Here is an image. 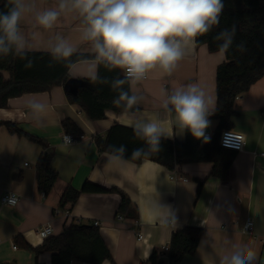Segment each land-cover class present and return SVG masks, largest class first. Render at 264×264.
Masks as SVG:
<instances>
[{"label":"crops","instance_id":"obj_1","mask_svg":"<svg viewBox=\"0 0 264 264\" xmlns=\"http://www.w3.org/2000/svg\"><path fill=\"white\" fill-rule=\"evenodd\" d=\"M35 4L40 11L56 7L58 0H35ZM81 26V18L74 12L62 15L51 30L37 26L34 13L21 22L32 46L30 51L48 52L49 42L60 34L76 47V53L94 54L90 45L80 39ZM93 59L73 63L67 72L68 79H89ZM225 59L218 51H210L206 44H196L171 76L153 70L135 86L133 90L143 99L131 112L136 117L158 115L164 119L163 92L189 83L204 88L214 110L216 68ZM63 84L47 91L23 93L0 108V121L14 122L45 142L43 148L0 125V197L6 191L19 197L14 205L0 201V264H34L35 260L51 264L49 253L35 257L15 243V236L36 247L44 241L37 234L43 224L52 227V236L62 233L71 223L92 225L94 221L99 222L97 228L115 264H144L153 250L169 244L175 229L184 226L199 227L202 235L196 251L176 264H218L232 243L247 244L258 254L256 264H264V158L255 154L264 150V77L236 98L233 128L223 132L219 140L221 145L237 148L226 181L208 177L210 162L176 166V172L187 178L183 181L171 178L172 170L150 160L110 159V153L98 149L93 136H104L114 123L132 128L133 116L125 110H108L105 118L93 121L78 104L70 101L69 95L75 96L65 93ZM32 101L43 103L45 110L34 114L29 107ZM64 119L73 120L85 138L64 143L62 134L68 133L62 126ZM208 119L210 125L205 132L214 134L217 120L212 114ZM170 130L171 138L184 139L174 123L170 124ZM43 154L51 156V166L58 173L47 194L37 188L36 165ZM202 179L197 193L198 181ZM86 181L117 188L129 198L137 216L127 217L118 212L117 192L81 193L73 205L59 204L67 186L79 190ZM247 218L253 221L252 233L241 232ZM137 234L142 238L138 239ZM70 264L93 263L73 260ZM101 264L111 263L106 260Z\"/></svg>","mask_w":264,"mask_h":264},{"label":"trees","instance_id":"obj_2","mask_svg":"<svg viewBox=\"0 0 264 264\" xmlns=\"http://www.w3.org/2000/svg\"><path fill=\"white\" fill-rule=\"evenodd\" d=\"M223 2L224 9L219 25L210 33L198 37L196 41V44H206L210 51H218L221 41L215 40L214 37L225 28H235L232 48L225 55V61L216 68V107L212 117L217 120V128L213 137L204 143L203 139L197 140L185 131L183 140L162 138L158 153L133 159L131 156L133 150L146 145L135 137L133 128L114 123L104 136H93L100 151L110 153V145H125L126 152L123 159L132 162L150 160L169 170L184 163L210 162L212 167L208 177L221 181L229 178V170L237 150L222 147L219 139L223 131L233 128L235 115L233 107L236 98L264 77V0H223ZM6 4L7 0H0V10L7 11ZM241 43L245 45L244 52L237 50L236 46ZM90 58H94V54L74 53L68 61L53 63L49 52L29 51L27 59L33 62V66L25 68L27 60L13 55L0 56V108L6 107L9 99L23 93L47 91L55 85L63 84L68 79L67 72L73 63ZM50 63H53L52 67H49ZM98 72L101 77L108 79L117 75L122 77L120 70L110 72L102 65L98 67ZM83 83L77 96L69 95V99L78 104L89 119L101 120L105 118L108 110H124L113 104L117 93L108 85L93 84L90 79L83 80ZM127 88L128 86L125 85L126 90ZM135 110L136 108L131 111ZM0 125L11 134L25 137L45 147L42 139L23 131L14 122L0 121ZM62 126L65 132L72 135H79L82 132L71 119L62 120ZM36 174L38 190L47 194L58 179L57 171L51 166L49 154H43L37 161ZM203 181V179L198 181L197 193ZM108 192H117L120 195L117 209L119 213L132 218L137 216L134 206L124 193L117 188H106L89 181L84 182L79 190L67 186L60 197L59 204L73 205L81 193ZM201 235L202 230L199 227L184 226L175 229L170 237L168 252L161 256L162 253L155 249L144 264H176L185 255L196 251ZM14 240L16 244L20 243L33 252L35 257L44 252L49 253L51 264H70L73 260L93 264H101L108 260L111 264H115L99 229L93 225L71 223L62 233L45 238L42 244L36 247L21 242V236H15ZM34 264L40 263L35 260Z\"/></svg>","mask_w":264,"mask_h":264},{"label":"clouds","instance_id":"obj_3","mask_svg":"<svg viewBox=\"0 0 264 264\" xmlns=\"http://www.w3.org/2000/svg\"><path fill=\"white\" fill-rule=\"evenodd\" d=\"M7 11L0 10V56L13 55L27 60L31 44L21 22L34 13L35 24L51 30L62 15L77 13L81 18L80 39L87 42L94 59L90 62L88 78L93 84L108 85L117 93L113 104L130 112V126L136 138L146 147L135 148L133 159L158 153L162 138L173 136L170 124L179 134L189 132L195 139L208 142L211 99L198 83H189L163 92L161 107L165 118L158 115L136 117L131 112L143 97L133 89L153 70L171 76L178 63L196 46L197 38L219 25L224 9L223 0H58L56 7L37 11L35 0H7ZM34 38V34H33ZM235 28L221 30L214 39L221 41L218 52L225 56L232 48ZM237 50L246 51L243 43ZM47 51L52 62L68 61L76 47L60 34L49 42ZM49 64V67L53 66ZM108 71L120 70L111 79L101 77L98 66ZM125 85L128 86L127 90ZM34 114L45 110L38 101L29 104ZM110 159L121 160L126 146L110 145ZM258 254L247 244L232 243L219 258L218 264H256Z\"/></svg>","mask_w":264,"mask_h":264},{"label":"built area","instance_id":"obj_4","mask_svg":"<svg viewBox=\"0 0 264 264\" xmlns=\"http://www.w3.org/2000/svg\"><path fill=\"white\" fill-rule=\"evenodd\" d=\"M226 131H229V130H226ZM223 132H225V131H223ZM223 132L221 133V136H222ZM205 135L208 137V140L213 137V134H211L209 132H205ZM221 136H220V139H221ZM84 138H85L84 134H79V135H72L70 133H63L62 134V140L66 144L75 143V142L82 140ZM219 143H220V141H219ZM221 146L225 147V148H233V149L237 150V148L231 147V146H226L224 143H222ZM255 154L258 155L259 157L264 158V150H260L259 152L255 153ZM25 165H27V163H25ZM171 178L177 179V180H183V181L187 180V178H185L184 176L179 175L176 172L175 168L171 171ZM18 199H19L18 194H16L13 191H6L0 197L1 203L9 204V205L16 204ZM55 213L58 214V210H55ZM118 218L122 219V216L118 215ZM92 225L97 227L99 225V222L94 221ZM252 229H253V221L251 218H247L241 226V232L242 233H252ZM37 234L39 235L40 238L45 239L52 234V227L49 224H43L42 226H40L37 229ZM137 238L141 239L142 238L141 234H137ZM157 250H158V252L162 253L161 256H163V253L165 254L166 252H168L169 244L163 245L160 248H157Z\"/></svg>","mask_w":264,"mask_h":264},{"label":"water","instance_id":"obj_5","mask_svg":"<svg viewBox=\"0 0 264 264\" xmlns=\"http://www.w3.org/2000/svg\"><path fill=\"white\" fill-rule=\"evenodd\" d=\"M83 86V81L76 78H69L64 84H63V90L67 94H71L73 96H76L78 93V90Z\"/></svg>","mask_w":264,"mask_h":264}]
</instances>
